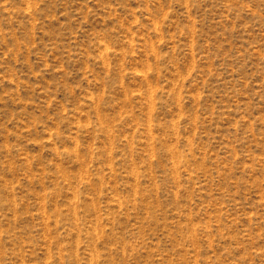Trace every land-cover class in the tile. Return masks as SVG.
I'll return each instance as SVG.
<instances>
[{
	"label": "rangeland",
	"instance_id": "rangeland-1",
	"mask_svg": "<svg viewBox=\"0 0 264 264\" xmlns=\"http://www.w3.org/2000/svg\"><path fill=\"white\" fill-rule=\"evenodd\" d=\"M0 264H264V0H0Z\"/></svg>",
	"mask_w": 264,
	"mask_h": 264
}]
</instances>
